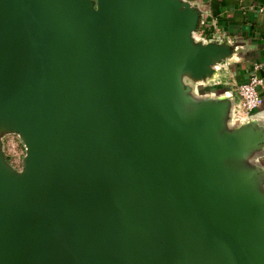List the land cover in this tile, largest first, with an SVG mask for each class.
<instances>
[{
    "label": "water",
    "instance_id": "obj_1",
    "mask_svg": "<svg viewBox=\"0 0 264 264\" xmlns=\"http://www.w3.org/2000/svg\"><path fill=\"white\" fill-rule=\"evenodd\" d=\"M201 1L0 0V264H264V118L208 90L239 48Z\"/></svg>",
    "mask_w": 264,
    "mask_h": 264
},
{
    "label": "crops",
    "instance_id": "obj_2",
    "mask_svg": "<svg viewBox=\"0 0 264 264\" xmlns=\"http://www.w3.org/2000/svg\"><path fill=\"white\" fill-rule=\"evenodd\" d=\"M201 5L206 11L205 25L197 32L204 26L207 39L227 38L239 48L237 55L220 68L208 90L225 88L235 94L236 85L247 80L251 66L264 63V0H202ZM259 74L263 103L251 115L264 118V65ZM237 114L245 115L240 110Z\"/></svg>",
    "mask_w": 264,
    "mask_h": 264
},
{
    "label": "built area",
    "instance_id": "obj_3",
    "mask_svg": "<svg viewBox=\"0 0 264 264\" xmlns=\"http://www.w3.org/2000/svg\"><path fill=\"white\" fill-rule=\"evenodd\" d=\"M197 34L204 38L208 36L205 33L204 26ZM263 65L264 63L262 62L254 63L251 66L247 80L237 84L235 87V92L240 101V111L244 114H249L262 106L263 98L259 92V87L263 79L259 71Z\"/></svg>",
    "mask_w": 264,
    "mask_h": 264
},
{
    "label": "rangeland",
    "instance_id": "obj_4",
    "mask_svg": "<svg viewBox=\"0 0 264 264\" xmlns=\"http://www.w3.org/2000/svg\"><path fill=\"white\" fill-rule=\"evenodd\" d=\"M2 151L10 164L15 169L21 170L25 149L18 135L13 133L5 134L2 137Z\"/></svg>",
    "mask_w": 264,
    "mask_h": 264
}]
</instances>
